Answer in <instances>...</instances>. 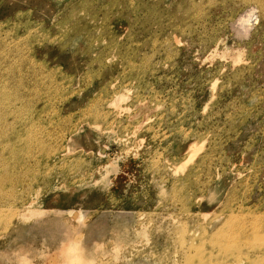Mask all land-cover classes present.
<instances>
[{
	"label": "rangeland",
	"instance_id": "rangeland-1",
	"mask_svg": "<svg viewBox=\"0 0 264 264\" xmlns=\"http://www.w3.org/2000/svg\"><path fill=\"white\" fill-rule=\"evenodd\" d=\"M248 5L0 0V100L13 98L0 111L39 143L26 154L11 129L0 137V176L15 170L22 194L14 208L0 201V264H264V21L257 7L245 19ZM76 25L86 40L66 37ZM97 32L115 33L119 50ZM73 129L86 132L73 144L90 164L52 155ZM98 168L104 191L71 195ZM53 180L65 191L45 199Z\"/></svg>",
	"mask_w": 264,
	"mask_h": 264
},
{
	"label": "bare ground",
	"instance_id": "bare-ground-1",
	"mask_svg": "<svg viewBox=\"0 0 264 264\" xmlns=\"http://www.w3.org/2000/svg\"><path fill=\"white\" fill-rule=\"evenodd\" d=\"M243 1H248V0H243ZM249 1H251L252 2V5H248V7H247V10H246V13H245V19H250L252 16H253V14H254V11H255V7H257V8H259L260 9V13H261V18H262V20L264 21V0H249ZM91 4V3H90ZM90 4H89V6H90ZM84 7V6H83ZM89 10V9H88ZM92 10H94V9H92ZM70 12V11H69ZM73 12V11H72ZM80 12H82V11H80ZM86 13V12H85ZM79 14H81V13H79ZM90 13H89V11H88V14H85V16H88ZM69 16V19L68 20H64V21H62L60 24H59V26L61 25L62 26V28L61 29H64V27L65 26H68V28H69V23L70 22H73V19H74V17L76 16L74 13H70V14H68ZM148 15V14H147ZM81 16V15H80ZM82 16H84V15H82ZM90 16V15H89ZM95 16V15H94ZM168 17V16H167ZM84 18H86V17H84ZM89 18H91V17H89ZM92 18H93V16H92ZM90 19V21H92V22H94V20L93 19ZM95 18H97L96 16H95ZM163 18H165V17H163ZM243 18V17H242ZM143 19V18H142ZM144 20H145V18H144ZM168 20V19H167ZM84 21V20H83ZM104 21H106V20H103V22ZM159 21V20H158ZM169 21V20H168ZM102 22V23H103ZM108 22V21H107ZM106 22V23H107ZM108 23H110V20H109V22ZM169 23V22H168ZM30 24V23H29ZM89 24V23H88ZM87 24V25H88ZM93 24V23H92ZM98 24H99V22H98ZM31 25H32V23L30 24V27H31ZM90 25H91V23H90ZM34 26V25H33ZM53 26H55V25H53ZM89 26V25H88ZM83 27H85L84 25H83ZM103 27H104V23H103ZM111 28H112V26H110ZM128 27H129V25H128ZM33 28V27H32ZM59 28V27H58ZM65 28H67V27H65ZM86 28V27H85ZM98 28H99V26H98ZM98 28H97V30H98ZM106 28H108V26L106 27ZM105 28V29H106ZM31 29V28H30ZM73 29V30H72ZM88 29V28H87ZM103 29V28H102ZM102 29L100 30V31H102ZM96 30V31H97ZM38 31V30H37ZM57 31H60L61 32V30L60 29H58ZM64 31H65V29H64ZM64 31H62V33H61V36L63 35V32ZM92 31V29H90V31H88V33L89 32H91ZM110 31V28H108V32ZM34 32V31H33ZM32 32V33H33ZM46 32V31H45ZM44 32V33H45ZM85 32V29L84 28H82V27H80V26H78V25H76V26H74V27H70V31L68 30V32L66 31V37H70V35L71 36H76V37H78V39H81L82 41L83 40H86V39H83V33ZM31 33V34H32ZM36 33V32H35ZM43 33V34H44ZM65 33V32H64ZM98 33V32H97ZM101 33V32H100ZM103 33V32H102ZM97 34V36L99 35V38H101V37H103V38H101L100 40H104V39H106V40H108V42H109V45H110V47L109 48H111V45H112V47H114L116 50H119V48H120V46H121V43H120V45L118 46V44H117V42L115 41V33H113L114 34V38L110 35L109 37H108V39L107 38H105V34ZM110 33V32H109ZM59 34V33H58ZM30 35V34H29ZM35 35V34H34ZM100 35H101V37H100ZM31 36V35H30ZM36 36H37V34H36ZM44 36V35H43ZM88 35H86L85 36V38L87 37ZM45 37V36H44ZM59 36H57V38L55 39V40H57L58 41V39L59 40H61L62 38H58ZM63 37V40H64V38L65 39H68V38H66L65 36H62ZM90 37H91V35H90ZM93 37V36H92ZM91 37V38H92ZM96 36L94 35V38H95ZM127 37V36H126ZM90 38V39H91ZM94 38H92V40L94 39ZM133 38V37H132ZM30 40L32 39V38H29ZM38 39V38H37ZM43 39V38H42ZM70 39V38H69ZM74 39H76V38H74ZM89 39V40H90ZM118 39V38H117ZM116 39V40H117ZM120 40L122 39V37L121 38H119ZM126 39V38H125ZM129 39H131L130 37H129ZM41 40V39H40ZM95 41H96V39H94ZM126 40H128V39H126ZM34 42H35V40H33ZM49 41V40H48ZM57 41L55 42V45H56V43H57ZM62 41V40H61ZM68 41V40H67ZM76 41V40H75ZM74 41V42H75ZM78 41V40H77ZM80 41V40H79ZM105 41V40H104ZM104 41L102 42V44L104 43ZM118 41V40H117ZM175 41V40H174ZM39 42V41H38ZM60 42V41H59ZM63 42V41H62ZM70 42V41H69ZM73 42V41H72ZM92 42H94V41H92ZM91 42V43H92ZM101 42V41H100ZM99 42V43H100ZM177 42V41H176ZM45 43H46V41H45ZM50 43V42H49ZM87 43V42H86ZM90 42H88V44H89ZM119 43V42H118ZM30 44H32L31 43V41H30ZM36 44H37V41H36ZM40 44V43H39ZM43 43H41V45H42ZM51 44H53V43H51ZM57 44H61V42L60 43H57ZM71 44V43H70ZM69 44V45H70ZM87 44V45H88ZM94 45H95V43H93ZM76 45V44H75ZM74 45V46H75ZM92 44H90V46H91ZM94 45H92L94 48L96 47V45L94 46ZM105 43H104V48H105ZM109 45H106V46H109ZM32 46H33V44H32ZM62 46H63V44H62ZM61 46V47H62ZM89 46V45H88ZM87 46V48H89ZM91 46V48L93 49V47ZM98 46V45H97ZM37 46H35V48H36ZM66 47V46H65ZM68 47V46H67ZM70 47V46H69ZM32 48H34V47H32ZM63 48V50L62 51H64L65 49H64V46L62 47ZM103 48V49H104ZM107 48V47H106ZM118 48V49H117ZM67 49V48H66ZM103 49H101L102 51H103ZM29 50V49H28ZM114 50V49H113ZM111 51L110 50V52L113 54L114 52H115V50L114 51ZM101 51V52H102ZM107 51H109V50H107ZM106 51V49H105V52H107ZM90 52V51H89ZM104 52V51H103ZM85 54V53H84ZM107 54H109L108 52H107ZM106 54V55H107ZM105 57V56H104ZM108 57V56H107ZM99 55H98V57L96 58L95 57V60H94V58H93V60H92V58H91V60L92 61H87L86 63H88L87 65H88V68H90L89 66H93L94 64L96 65V64H98V62H99ZM101 59H102V57H101ZM104 60V59H103ZM105 60H106V58H105ZM102 61V60H101ZM100 61V62H101ZM102 62H104V61H102ZM107 66V65H106ZM130 67H131V75L133 76V79H135V80H137L138 82L140 81L139 80V78H140V67L139 66H135V65H130ZM58 77V76H57ZM62 80H64L65 81V79H62ZM62 80H60L61 82H62ZM63 81V82H64ZM72 81V80H71ZM57 82V81H56ZM62 82V83H63ZM214 84H215V82H214ZM117 94H115V97H117L116 96ZM119 95V94H118ZM110 96H112L113 97V94L112 95H110ZM137 96H138V94H137ZM108 97H109V95H108ZM122 97V96H121ZM139 97V96H138ZM136 98V100L138 101V99L140 98ZM107 99V98H106ZM141 99V98H140ZM143 99V98H142ZM13 100V98H12V96L11 95H9V96H6V97H2V100H0V107L2 106H6V105H8V104H10L11 103V101ZM111 101V100H110ZM120 101H121V98H120ZM137 101H136V103H137ZM140 102H141V100H140ZM139 101H138V104L137 105H139V103H140ZM143 102V101H142ZM141 102V103H142ZM116 104V102H115V99L110 103V105L113 107L114 105ZM142 105V104H141ZM140 106V105H139ZM141 107V106H140ZM144 107V106H143ZM108 110V109H107ZM109 111V110H108ZM107 111V112H108ZM98 113V112H97ZM109 113H111V112H109ZM107 114L108 113H106V116H107ZM8 115H11V114H8V113H2L1 111H0V137H2L3 135H4V133H3V131L4 130H6V129H11V132H13V136H12V139H13V137H14V141H15V143L19 146V144H20V147L22 146V147H24L25 148V151H26V154H29L31 151H32V149H31V147H34L35 145H32V143H34V144H36V145H38L39 143H37V138H31V136H30V138L27 140V142H26V144H25V141H26V135H30V134H28V133H25V131H26V129H23L22 130V128H21V125H19V123H20V121H17L16 122V124H15V120L16 119H18L16 116H13V123L12 122H10L9 121V119H8ZM101 115V114H100ZM99 115V116H100ZM109 116H110V114H108ZM111 115H112V113H111ZM98 116V117H99ZM102 116V115H101ZM101 116H100V118H101ZM97 117V115H90L89 116V118H91V119H95ZM97 117V118H98ZM104 117V116H103ZM111 117V116H110ZM110 117H108V118H110ZM106 118V117H105ZM104 118V119H105ZM103 119V118H102ZM113 120V122H114V119H112ZM108 121V120H107ZM39 126H41L40 124H39ZM95 126V125H94ZM93 126V127H94ZM97 126V125H96ZM41 128V127H40ZM39 129V128H38ZM94 129V128H93ZM112 129V128H111ZM37 130V129H36ZM40 131H41V129H39ZM44 130H45V128H44ZM39 131V132H40ZM43 131V130H42ZM70 131V132H69ZM68 131V138H67V142H65V143H67L65 146L66 147H61V150L58 152V153H52V155H53V157H54V159L55 160H61V161H63L64 163H66L67 165H71L72 167H76V166H79V165H81L82 163H87V164H90L89 162H86V160H85V157L82 155V151H77V152H75L76 150V148L77 147H75V145L73 144V141H77V139H78V137H80V135H85V133L86 132H82L81 133V131L80 130H78V129H73L72 131L71 130H69ZM43 134V133H42ZM40 140H41V138H40ZM62 140V139H61ZM70 141L72 142V144H69L70 143ZM22 144H21V143ZM205 143V142H204ZM62 145H63V143H62ZM204 145V144H203ZM201 146V145H200ZM15 148V147H14ZM36 148H40V146L39 147H36ZM202 148V147H201ZM192 149V148H191ZM71 152H75V153H71ZM98 154V153H97ZM100 155H102L101 153H99ZM194 154L195 153H193V154H191L190 156H189V158H188V160L189 159H191L192 158V156H194ZM197 154V153H196ZM197 156V155H196ZM195 156V157H196ZM194 159V158H193ZM193 159H192V161H193ZM187 160V159H186ZM187 160V161H188ZM190 161V160H189ZM187 164V163H186ZM65 164H63V166H64ZM182 166H184V165H182ZM187 166V165H186ZM14 167H17V165H15ZM64 167H66V165L64 166ZM68 167V166H67ZM66 167V168H67ZM101 167V166H100ZM179 167H181V166H179ZM71 168V167H70ZM99 170L101 171V168H98V169H93L92 171H91V173H89L88 174V176H87V178H88V180L86 181V183H84L83 185L84 186H81L79 183H74L73 185L75 186L74 187V190L73 191H71V195H73V196H78L79 194H78V191H80V192H83V193H85L86 191H88L89 189H96V190H103L104 191V189H103V185H101V184H99V182H101L100 181V178H102V177H104V176H102L101 177V175L102 174H100V172H99ZM10 174L9 175H7L6 177H3V176H0V201L2 200V201H5V200H8V202H7V204L9 203V199H12L15 195H16V197H19V196H21L22 194L21 193H19L18 191H17V188L21 185V182H19L18 184H17V181H16V179H14V176L15 175H17V172H15V170H13V171H11V172H9ZM68 175V174H67ZM65 178H67V176H65ZM220 178V177H219ZM219 178H216V182H218L220 179ZM64 180V179H63ZM221 181H223V186H224V184H225V180H220L219 181V186H220V182ZM215 181H214V184H213V186H211V190L209 191V194H208V197L206 198V202H207V204L209 205V206H213L215 203H216V198L220 195V193L221 192H219V189H218V185H217V183H216ZM222 184V183H221ZM80 185V186H79ZM23 186V187H22ZM22 189H23V191L25 192V191H27L28 190V187L22 182ZM222 186V185H221ZM221 189V188H220ZM63 191H65V189H64V187H63V184H57V183H55V181L53 180V181H50L49 182V184L47 185V194L45 195V199L46 198H51V199H53V198H59L60 197V195H61V193H63ZM43 201H44V199H43ZM6 202V201H5ZM3 203L2 205H5L6 203ZM11 202V201H10ZM43 203V202H42ZM12 203H11V207H10V203H9V208H14V207H12ZM30 205H31V203H30ZM23 206V205H22ZM26 206V205H25ZM1 207V206H0ZM4 208V207H3ZM9 208H7L6 207V205H5V209H9ZM35 208V207H34ZM34 208H31L29 205H28V207H26V208H24L23 210H22V212L23 211H26V212H31L32 213V211L34 210ZM40 207H38V210H36V212L37 211H39L40 209H39ZM42 209V208H41ZM20 210H21V208H20ZM41 212H42V210H41ZM40 212V213H41ZM11 213V212H10ZM34 213V212H33ZM43 213V212H42ZM11 214H13V213H11ZM29 214V213H28ZM24 215V214H23ZM70 216H71V218L72 219H74L75 221H79L81 218H82V213H79V212H70ZM12 217H14L13 215H12ZM12 217H10V220L12 219ZM22 218V217H21ZM9 220V219H8ZM12 221V220H11ZM7 223H8V221H7ZM7 223H5V224H7ZM9 223H11V222H9ZM13 224V223H12ZM11 224V225H12ZM229 224H231V221L229 222ZM8 225H10V224H8ZM10 228H11V226H9ZM8 227V228H9ZM9 228V229H10ZM6 232H8L7 231V229L5 230ZM219 233V232H218ZM217 234V233H216ZM216 234H214V236L216 235ZM220 234V233H219ZM218 235V234H217ZM213 236V237H214ZM221 236V237H220ZM212 237V236H211ZM210 237V238H211ZM218 237V238H217ZM219 237H220V239L222 238V240H220V241H217L218 239H219ZM209 238V239H210ZM215 238H217V240H216V242H215V240L213 239V238H211V240L213 241V242H215V243H220V242H225V240L228 238V236H226L225 235V233H224V231H223V233H222V235H219V236H215ZM211 241V242H212Z\"/></svg>",
	"mask_w": 264,
	"mask_h": 264
}]
</instances>
